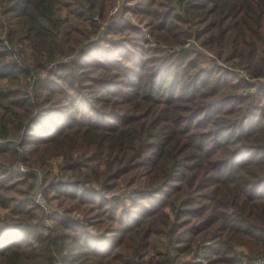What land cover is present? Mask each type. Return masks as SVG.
<instances>
[{
  "label": "trees",
  "instance_id": "trees-1",
  "mask_svg": "<svg viewBox=\"0 0 264 264\" xmlns=\"http://www.w3.org/2000/svg\"><path fill=\"white\" fill-rule=\"evenodd\" d=\"M114 1L0 0V264H264V0Z\"/></svg>",
  "mask_w": 264,
  "mask_h": 264
},
{
  "label": "rangeland",
  "instance_id": "rangeland-1",
  "mask_svg": "<svg viewBox=\"0 0 264 264\" xmlns=\"http://www.w3.org/2000/svg\"><path fill=\"white\" fill-rule=\"evenodd\" d=\"M135 2H136V0H122V5L119 8V12L117 14L110 15V18H109V14H108L106 20L103 23L104 26H105V28L107 26V29H108V26L110 25V23L112 22V20L114 19V17H115V22L118 20L119 16H121L122 13H123V11H124L123 10L124 9V5L128 6V8H133ZM59 14L61 16H65L67 13H66V11L63 8H60L59 9ZM126 16L132 18V20L135 23H137V20L133 17V14L131 13V9H128V13H126ZM111 27H113V26H111ZM105 28H102L101 31H100V28H99V32H100L99 35L100 36H102L101 33H104L107 30V29L105 30ZM4 31L5 30H2L1 33H3ZM30 81H29V84L27 86V89L28 90H30L31 87H32ZM30 91L32 92V90H30ZM62 158H63L62 155H55V154H51V155L46 156L45 157L46 168H44V169H42L41 167H33V168H30L25 163H23V161L21 159H19V158L13 164V168L15 170L20 171L19 168H22L24 170V172H30V171H32V172H34V174L36 176L35 184H34V186L32 188L31 196H32V200H33L34 204H36L38 206V213H39V215L41 217L42 225L44 226V228H43V231L44 232H47L49 227L50 228H53L54 227V222L51 221V220H49L46 217L47 212H49V211H52V212L54 211L55 212V207L51 205L52 203L49 200V193L46 190L47 184L45 183L44 178H45L46 175H48L50 179H52L55 176H63L62 178H66V176H64L66 173H63L64 171L61 169V166L63 164ZM45 172L47 174H45ZM61 173L63 175H60ZM38 183H39V185H38ZM40 190L43 191L42 193L44 195V198L47 201L48 209H46V210L44 208H42L36 202V200H37V194L39 193ZM117 191L120 193V192L126 191V189L123 188V187H121ZM9 192L10 193H13V191H9ZM9 211L10 210H8L6 208H0V219H2V218H8L7 216L10 214ZM164 240H165V238L163 236V238H162V240L160 242H163ZM160 244H162V243H160ZM239 249H242V247H240ZM181 260H183V258H181Z\"/></svg>",
  "mask_w": 264,
  "mask_h": 264
},
{
  "label": "built area",
  "instance_id": "built-area-1",
  "mask_svg": "<svg viewBox=\"0 0 264 264\" xmlns=\"http://www.w3.org/2000/svg\"><path fill=\"white\" fill-rule=\"evenodd\" d=\"M121 5H122V0H115V1H114L112 7L110 8L111 11L109 12V18H110V15L117 14V13L119 12V8H120ZM110 13H111V14H110ZM114 25H115V17H114V19L112 20V22L110 23V25L108 26V28L111 27V26H114ZM102 28H105L104 24H102V25L100 26V31H101ZM106 29H107V26H106L105 30H106ZM19 170H20L21 172H24V170H23L22 168H19ZM38 185H39V183H38ZM42 192H43V191L40 190L39 193L37 194V200H36V202H37L42 208H44V209L46 210V209H48L47 201H46V199L44 198V195H43ZM51 213H52V211L47 212L46 217H47L48 219H49V215H51ZM49 220H50V219H49ZM51 229H53V228H50V227H49V228H48V231L51 230ZM55 256H56V255H55ZM54 264H61V260H60L57 256H56V258H55Z\"/></svg>",
  "mask_w": 264,
  "mask_h": 264
}]
</instances>
